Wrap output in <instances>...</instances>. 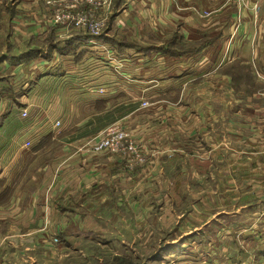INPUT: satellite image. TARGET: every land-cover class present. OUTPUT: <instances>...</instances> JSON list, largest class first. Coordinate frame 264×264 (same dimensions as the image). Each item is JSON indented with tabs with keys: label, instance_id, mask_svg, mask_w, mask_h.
<instances>
[{
	"label": "crops",
	"instance_id": "0c3cea01",
	"mask_svg": "<svg viewBox=\"0 0 264 264\" xmlns=\"http://www.w3.org/2000/svg\"><path fill=\"white\" fill-rule=\"evenodd\" d=\"M100 12V34L61 35L42 0H0V264L52 247L67 205L112 188L135 218L188 191L174 264H264V0H110ZM175 33L190 50L161 49ZM114 121L147 146L144 165L80 148ZM49 137L59 146L43 151Z\"/></svg>",
	"mask_w": 264,
	"mask_h": 264
},
{
	"label": "rangeland",
	"instance_id": "374dc122",
	"mask_svg": "<svg viewBox=\"0 0 264 264\" xmlns=\"http://www.w3.org/2000/svg\"><path fill=\"white\" fill-rule=\"evenodd\" d=\"M125 30L118 32L117 39L120 43L134 44ZM179 47L189 49L190 45L184 41ZM125 54L128 56H123L128 60L131 54ZM73 59L74 57L71 60ZM105 60L110 63V59ZM122 60L124 58H115L116 66L120 69L125 68ZM134 60L137 59L128 61L129 67ZM96 64L97 62L94 65ZM232 65L237 69L242 65L244 72L246 71L247 64L239 63L238 59ZM195 69L202 72L205 70V64L196 63ZM58 143V139L49 137L41 139L39 146L45 151L48 148H57ZM33 173L35 175V170ZM28 185L34 186L32 180ZM182 191L184 195L182 200L176 203L152 202L153 209L150 213L136 218L122 200L119 190L112 188L105 192L92 191L88 194L87 201L81 203L74 200L67 205L71 208L70 224H66L65 231L61 230L55 235L52 247L40 246L33 253L11 257L5 264H174L170 257L175 255V248L184 237L181 230L184 223L176 227L179 218L175 211L185 212L190 202L186 196L188 191L184 189ZM83 211L88 212V215H83ZM78 212H81V215L75 217ZM64 222L68 221L64 219ZM237 237L240 238V235L237 234ZM210 239L213 242L217 240L215 235ZM177 253H181L182 259L189 260V254L192 252L187 246Z\"/></svg>",
	"mask_w": 264,
	"mask_h": 264
},
{
	"label": "built area",
	"instance_id": "2783aa9c",
	"mask_svg": "<svg viewBox=\"0 0 264 264\" xmlns=\"http://www.w3.org/2000/svg\"><path fill=\"white\" fill-rule=\"evenodd\" d=\"M48 20L62 29L61 35L72 29H83L92 34H100L106 27V15L100 12L110 0H42ZM199 15L209 11L196 10ZM143 101V105H147ZM26 115V111H22ZM29 144V142H27ZM92 153L110 152L121 156L129 170L144 165L150 152L140 143L132 131L123 128L118 121L108 124L99 135L86 140L80 147Z\"/></svg>",
	"mask_w": 264,
	"mask_h": 264
},
{
	"label": "trees",
	"instance_id": "16d2710c",
	"mask_svg": "<svg viewBox=\"0 0 264 264\" xmlns=\"http://www.w3.org/2000/svg\"><path fill=\"white\" fill-rule=\"evenodd\" d=\"M118 1L119 0H116V4L118 3ZM179 37L177 36V33H175V35H174V37L173 38H171L170 40H167L166 42H165V44H164V46H162V50L164 51V52H170V53H180V52H182V51H187V50H190V48L189 49H185V48H181V47H179V44H181V42H184V41H181V40H179L178 39ZM134 44H130V45H132V46H136V43L135 42H133ZM205 44H207V41H204L203 43H202V45H205ZM43 45V43L42 42H40V41H34L33 43H32V45L30 44V45H28L29 47H30V52L31 51H36L40 46H42ZM149 48H151V49H156L157 47H149ZM140 49H142V50H148V48L147 49H145V47L144 48H142V47H140ZM29 52V53H30ZM29 53L27 54V55H29ZM23 57H25V56H23ZM235 62L233 61V64H234ZM232 65V64H231ZM246 67V71L244 72V68H243V66L241 65V66H239V68L241 67V70H239V68L237 69V68H235L236 69V71L237 72H239V71H242L243 73H245L246 74V77L249 79V77H250V69H249V66H247V65H245ZM238 74V73H237ZM233 75V78H234V84H238V83H241V82H244V81H246L245 79H242V74H239L238 75V77H239V80H238V83H237V81L235 80V75L234 74H232Z\"/></svg>",
	"mask_w": 264,
	"mask_h": 264
},
{
	"label": "bare ground",
	"instance_id": "6f19581e",
	"mask_svg": "<svg viewBox=\"0 0 264 264\" xmlns=\"http://www.w3.org/2000/svg\"><path fill=\"white\" fill-rule=\"evenodd\" d=\"M106 48V47H105Z\"/></svg>",
	"mask_w": 264,
	"mask_h": 264
}]
</instances>
